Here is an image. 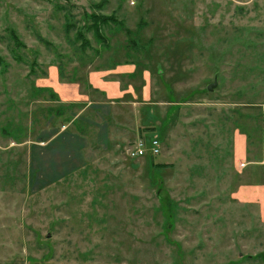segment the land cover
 <instances>
[{"label": "rangeland", "instance_id": "rangeland-1", "mask_svg": "<svg viewBox=\"0 0 264 264\" xmlns=\"http://www.w3.org/2000/svg\"><path fill=\"white\" fill-rule=\"evenodd\" d=\"M263 183L264 0H0V264H264Z\"/></svg>", "mask_w": 264, "mask_h": 264}, {"label": "crops", "instance_id": "crops-1", "mask_svg": "<svg viewBox=\"0 0 264 264\" xmlns=\"http://www.w3.org/2000/svg\"><path fill=\"white\" fill-rule=\"evenodd\" d=\"M124 66H117L114 69L104 70V71H92L88 75V81L90 86L95 90L96 96H99L100 94H105L106 98L112 102V105H114L115 101H118L121 97L124 95V91L121 87V81L119 80L120 72H124L122 69ZM122 70V71H121ZM41 86L44 87H53L56 94L58 95L59 99L64 103H84L87 105V109L89 107H92L94 104H104L102 100L96 99L97 102H93L90 99V94H86V92L82 91V88L80 85L77 84H67V83H59L54 82L53 84L44 83L41 84ZM71 136L75 134H68L66 133V136ZM57 137L60 135H56ZM235 151H236V158L237 160L245 158V152L247 149V141L243 137H238L237 134L235 135ZM76 137L73 136L72 138ZM261 186L260 189L253 188L250 185H245L241 187L240 191H238L236 197L240 199L241 201L244 200V202H255V198H259L257 200H260V205L264 208V183L262 185H256Z\"/></svg>", "mask_w": 264, "mask_h": 264}, {"label": "built area", "instance_id": "built-area-1", "mask_svg": "<svg viewBox=\"0 0 264 264\" xmlns=\"http://www.w3.org/2000/svg\"><path fill=\"white\" fill-rule=\"evenodd\" d=\"M162 151V143L159 139L152 138H139L136 141L130 143L126 147V154L130 159H142L147 157L156 158L160 156Z\"/></svg>", "mask_w": 264, "mask_h": 264}, {"label": "trees", "instance_id": "trees-1", "mask_svg": "<svg viewBox=\"0 0 264 264\" xmlns=\"http://www.w3.org/2000/svg\"><path fill=\"white\" fill-rule=\"evenodd\" d=\"M94 19L96 20V23L93 25V28H96L97 30L99 29L100 25H109L110 23H116L115 20H113L110 17H98L97 15H95ZM99 38V37H98ZM85 44L87 45L88 42L84 41ZM148 159H150L149 161H151V165H153L155 168H163L164 165L157 163V161L153 158V157H147Z\"/></svg>", "mask_w": 264, "mask_h": 264}, {"label": "water", "instance_id": "water-1", "mask_svg": "<svg viewBox=\"0 0 264 264\" xmlns=\"http://www.w3.org/2000/svg\"><path fill=\"white\" fill-rule=\"evenodd\" d=\"M215 87H216V83L213 85H210L208 89H209V91H212ZM48 236H50V235H48Z\"/></svg>", "mask_w": 264, "mask_h": 264}]
</instances>
